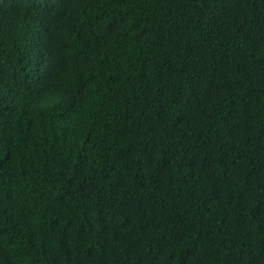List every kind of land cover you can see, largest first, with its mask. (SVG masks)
<instances>
[{"label":"trees","instance_id":"trees-1","mask_svg":"<svg viewBox=\"0 0 264 264\" xmlns=\"http://www.w3.org/2000/svg\"><path fill=\"white\" fill-rule=\"evenodd\" d=\"M0 264H264V0H0Z\"/></svg>","mask_w":264,"mask_h":264},{"label":"bare ground","instance_id":"bare-ground-1","mask_svg":"<svg viewBox=\"0 0 264 264\" xmlns=\"http://www.w3.org/2000/svg\"><path fill=\"white\" fill-rule=\"evenodd\" d=\"M71 1H72V0H71ZM80 1H81V0H80ZM83 1H84V0H83ZM75 4H76V3H75ZM115 6H116V5H115ZM104 7H105V6H104ZM102 8H103V7H102ZM120 8H121V7H120ZM122 8H124V7H122ZM98 9H99V8H98ZM103 10H104V9H103ZM100 11H101V10H100ZM110 12H111V11H110ZM120 12H121V11H120ZM97 16H98V15H97ZM100 16H101V15H100ZM98 21H99V20H98ZM96 22H97V21H96ZM128 23H129V22H128ZM103 25H104V23H103ZM103 25H102V26H103ZM102 26H101V27H102ZM136 26H137V25H136ZM124 28H125V27H124ZM129 28H130V27H129ZM110 29H111V28H110ZM124 30H125V29H124ZM109 31H110V30H109ZM91 32H92V31H91ZM84 33H85V32H84ZM110 33H111V32H110ZM126 33H127V32H126ZM121 35H122V34H121ZM126 35H127V34H126ZM83 39H84V38H83ZM106 39H108V38H106Z\"/></svg>","mask_w":264,"mask_h":264}]
</instances>
